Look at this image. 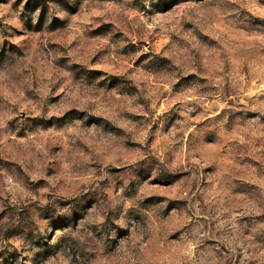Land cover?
Wrapping results in <instances>:
<instances>
[{"label":"clouds","instance_id":"clouds-1","mask_svg":"<svg viewBox=\"0 0 264 264\" xmlns=\"http://www.w3.org/2000/svg\"><path fill=\"white\" fill-rule=\"evenodd\" d=\"M0 264H264V0H0Z\"/></svg>","mask_w":264,"mask_h":264}]
</instances>
